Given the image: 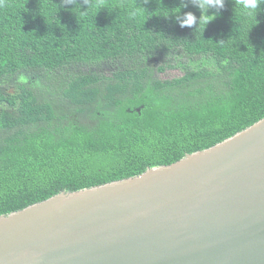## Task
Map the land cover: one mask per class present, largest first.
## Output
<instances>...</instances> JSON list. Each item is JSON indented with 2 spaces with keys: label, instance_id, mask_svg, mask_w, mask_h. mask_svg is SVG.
<instances>
[{
  "label": "trees",
  "instance_id": "16d2710c",
  "mask_svg": "<svg viewBox=\"0 0 264 264\" xmlns=\"http://www.w3.org/2000/svg\"><path fill=\"white\" fill-rule=\"evenodd\" d=\"M188 12L202 15L192 0H0V216L264 119V5L255 21L224 0L205 27L170 16Z\"/></svg>",
  "mask_w": 264,
  "mask_h": 264
},
{
  "label": "water",
  "instance_id": "95a60500",
  "mask_svg": "<svg viewBox=\"0 0 264 264\" xmlns=\"http://www.w3.org/2000/svg\"><path fill=\"white\" fill-rule=\"evenodd\" d=\"M0 264H264V119L174 164L0 216Z\"/></svg>",
  "mask_w": 264,
  "mask_h": 264
},
{
  "label": "clouds",
  "instance_id": "9594fccd",
  "mask_svg": "<svg viewBox=\"0 0 264 264\" xmlns=\"http://www.w3.org/2000/svg\"><path fill=\"white\" fill-rule=\"evenodd\" d=\"M236 2L242 4L245 16L250 20L255 21L258 10L261 9V5H264V0H236ZM192 3L198 7L202 13L199 20L191 12L185 13L183 16L180 13L178 16L170 15L175 17L176 21L182 28H191L197 24L199 27H205L216 19V13H218L219 9L224 7V0H192ZM210 9H216L217 11L214 14L209 15L208 13ZM21 80L23 81V77H21Z\"/></svg>",
  "mask_w": 264,
  "mask_h": 264
},
{
  "label": "rangeland",
  "instance_id": "374dc122",
  "mask_svg": "<svg viewBox=\"0 0 264 264\" xmlns=\"http://www.w3.org/2000/svg\"><path fill=\"white\" fill-rule=\"evenodd\" d=\"M182 73L179 70L166 69L164 73H159V77L163 79H175L181 77Z\"/></svg>",
  "mask_w": 264,
  "mask_h": 264
}]
</instances>
